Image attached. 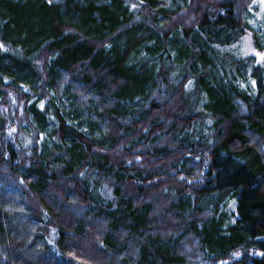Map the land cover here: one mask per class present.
Instances as JSON below:
<instances>
[{"label": "trees", "instance_id": "trees-1", "mask_svg": "<svg viewBox=\"0 0 264 264\" xmlns=\"http://www.w3.org/2000/svg\"><path fill=\"white\" fill-rule=\"evenodd\" d=\"M172 1L0 0V264H264L253 1Z\"/></svg>", "mask_w": 264, "mask_h": 264}, {"label": "rangeland", "instance_id": "rangeland-1", "mask_svg": "<svg viewBox=\"0 0 264 264\" xmlns=\"http://www.w3.org/2000/svg\"><path fill=\"white\" fill-rule=\"evenodd\" d=\"M252 1L253 2L250 5V7H247V9H245L243 14V18L246 23V27H244L245 30H243L244 31L243 38L232 46V51L236 52V54L241 58V60L255 56L258 59V63H260L264 67V59H261V57L264 56V50L256 49L253 43V36L255 33H257V35L260 38L261 46H264V7L261 6L260 0H252ZM180 2L181 0H173L171 3L172 6H177ZM13 102H14L13 105L18 107V112L20 113L22 107L20 105H17L18 103L16 97H14ZM200 109H201L200 106H198L197 110ZM13 110L15 109L13 108ZM17 123L15 124V126L17 125ZM22 129L24 130L23 134L21 136H18L17 141H20L21 146L23 145V147L26 148V146L32 145V137H29L32 134V132L31 134H29L30 130L25 122H23L22 124ZM49 139H50V135L47 132H45L43 136H40L38 144L42 145V143L44 144L45 142H49ZM205 172L206 171H204V174ZM180 179H182V177H180ZM108 194H110L108 187L106 185H101L98 195H100L101 197L107 195V197L109 198ZM246 255L255 256L258 255V253L257 250H253V249L241 250L234 254V258L241 259L243 256ZM227 262L228 261H226L225 264H227Z\"/></svg>", "mask_w": 264, "mask_h": 264}, {"label": "bare ground", "instance_id": "bare-ground-1", "mask_svg": "<svg viewBox=\"0 0 264 264\" xmlns=\"http://www.w3.org/2000/svg\"><path fill=\"white\" fill-rule=\"evenodd\" d=\"M259 39H260V38H259ZM256 49H257V48H256ZM253 58H254V61H255L256 64L262 66L260 63H258V59H257V57L254 56ZM247 76H248V78L251 80V82L253 81L252 83H254V82L257 81V79H256L255 77H253L251 71H248ZM262 84L264 85V79L262 80ZM253 91L255 92L254 94L257 93L255 90H253ZM97 192L99 193V189L97 190ZM240 251H241V250H240ZM243 257H244V256H243Z\"/></svg>", "mask_w": 264, "mask_h": 264}, {"label": "snow or ice", "instance_id": "snow-or-ice-1", "mask_svg": "<svg viewBox=\"0 0 264 264\" xmlns=\"http://www.w3.org/2000/svg\"><path fill=\"white\" fill-rule=\"evenodd\" d=\"M261 6L264 7V0H260ZM261 59H264V56L261 57Z\"/></svg>", "mask_w": 264, "mask_h": 264}]
</instances>
